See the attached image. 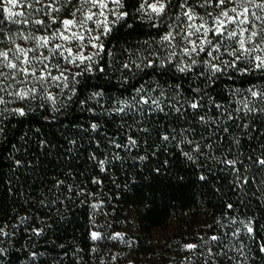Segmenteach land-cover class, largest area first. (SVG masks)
Here are the masks:
<instances>
[{"label":"trees","instance_id":"trees-1","mask_svg":"<svg viewBox=\"0 0 264 264\" xmlns=\"http://www.w3.org/2000/svg\"><path fill=\"white\" fill-rule=\"evenodd\" d=\"M122 2L119 11L128 15L102 36L111 54L94 57L98 63L92 71L76 76L67 88L63 81L43 82L35 98L0 105L6 108L0 116V227L7 225L10 234L0 237V247L8 249L2 264H264V167L255 162L264 159V112L244 110L245 103L264 107L247 91L264 87V72L254 64L245 72L249 65L241 63V71L224 67L213 73L205 53L184 55L188 43L182 36L162 42L181 12L178 0H171L162 19L138 11L143 0ZM191 2L199 5L202 0ZM209 9L197 6L195 11L204 14ZM30 11L23 7L17 12ZM181 19L178 32L188 23ZM3 27L0 49H7L13 47L8 30L26 32L28 25L5 21ZM215 55L225 62L233 59L221 52ZM192 59L198 63L191 65ZM188 66L190 71L179 70ZM67 67L69 75L81 71L71 63ZM141 86V103L116 112ZM19 87L39 89L41 84L33 80ZM97 92L102 95L94 96ZM49 93L56 96L55 105L47 99ZM0 96L9 99L3 92ZM148 96L164 110L144 105ZM193 97L204 105L199 112L186 103ZM216 104L223 107L217 109ZM15 108L27 114H13ZM93 123L99 125L96 131L90 127ZM172 129L177 137L187 130V138L204 145L203 154L194 153L188 160L180 148L187 152L192 146L163 141L161 135ZM129 137L137 141L130 148L111 142L125 145ZM117 154L119 158H113ZM225 154L229 159L238 156L239 180L219 162ZM93 155L108 158L103 172ZM95 178L100 183H94ZM24 216L29 219L21 223ZM248 218L254 233L234 237L233 231L243 227L239 221ZM34 228H42V234L37 236ZM91 231L103 238L91 240ZM115 233L122 238L111 239ZM212 236L220 239L212 241ZM241 242L243 255L237 251ZM187 244L200 247L186 250Z\"/></svg>","mask_w":264,"mask_h":264},{"label":"snow or ice","instance_id":"snow-or-ice-1","mask_svg":"<svg viewBox=\"0 0 264 264\" xmlns=\"http://www.w3.org/2000/svg\"><path fill=\"white\" fill-rule=\"evenodd\" d=\"M22 3L27 8L32 9V11L27 13L14 11ZM229 4L232 7L229 8ZM37 5L39 7H36ZM110 5L115 7H110ZM197 6L205 9L211 7L212 11H206L204 15H200L195 11ZM171 7V0H154L152 3H148V0H143L138 11H144L149 16L155 14L162 19ZM178 7L181 12L175 14L174 22L170 24L171 30L161 37L162 42H170L176 40L177 36H182L191 45V47L184 48V55L191 57L193 53L197 55L201 52L205 53L211 57L205 63L213 73L220 72L224 67L241 71V63L249 65V67L243 69L245 72L251 71L253 64L256 70L264 72V0H202L199 5H193L191 0H178ZM121 8H123L122 0H0V14L7 13L3 19H0V34L5 33L3 27L5 21L11 24L28 25L26 32L22 28L18 29L15 34L8 30L7 36L13 47L0 49V92L5 93L9 97V99H5L4 96H0V105L6 106L16 100L26 101L29 97L35 98V96L42 93L43 82L63 81L64 87L67 88L70 86L69 82L74 80L76 76L83 75L85 71H92L93 67L98 63L94 57L105 51L111 54L110 50L105 48L102 36H106L111 32L112 24L128 15L126 12H120L119 9ZM109 15H114L115 20L110 21L108 19ZM61 16H64V18L61 19ZM17 17H22L23 19H17ZM181 17L186 18L188 23L185 29L178 32L176 29L184 24ZM257 21L260 22L259 31L253 30L257 27ZM93 25H95V28L92 27ZM95 30H100L99 34L92 35L91 33ZM193 37L195 39H192ZM57 39L63 43H54ZM17 40H23L24 44L17 43ZM145 43L148 42L146 41ZM25 44L31 46L25 47ZM88 46L96 49L91 55H85L80 51L81 48ZM216 52L227 54L233 59L225 62L215 55ZM61 59L65 61L64 64H61ZM213 61H218V63ZM69 63L81 68V71L74 75H69L68 73L71 72V69L67 67ZM197 63V60H191V65ZM124 67L128 68L129 65L125 64ZM179 70L184 72L190 71L191 68L188 66ZM54 71H58L59 75H55ZM33 80L41 84V88L19 87V85L31 84ZM71 90L72 95H75L74 86ZM135 91L136 96L132 98V101H123V107H117L116 112L123 113L125 109L133 108L141 103L137 97L144 91L143 86ZM195 91L198 92L199 90ZM247 91L250 92L253 98H259L264 103V87L252 88ZM93 95L99 96L102 93L97 92ZM47 99L51 100L55 105V95L49 93ZM81 103L83 104V102ZM186 103L195 112H199L204 107L201 101L195 97L190 101H186ZM143 104L147 105L149 109L152 104H156L159 111L164 110L159 108V103L153 100L151 96L143 99ZM222 107V105L216 104L217 109ZM5 110L6 108H0V116L3 115ZM137 110L142 111L144 109ZM244 110L246 112H264V107H250L249 103H245ZM176 111L179 112L180 109L177 108ZM237 111H240V109H237ZM11 112L19 116L27 114L23 108L11 109ZM228 118H233L230 113ZM200 120L204 124L208 123L206 116H200ZM212 122L215 123V118H213ZM90 127L93 131H96L99 125L93 123ZM244 127L247 128L248 125L245 124ZM142 130L147 131V129ZM2 131L3 129L0 128V132ZM223 131L227 133L228 128L225 127ZM186 133L187 130L182 129L179 137H177L175 129H172L168 133H163L161 139L165 142L178 140V145L188 144L192 146L190 151L185 152L183 148H180V151L188 160H193L194 153L203 154L204 145L187 138ZM111 142L117 148H130L137 144V141L131 137H129V141L125 145L117 144L115 140ZM71 143H75V141ZM236 143L238 144L239 141L237 140ZM41 146H44L43 142H41ZM207 147L211 148L212 145L208 144ZM113 158H119L118 154ZM92 159L96 161L102 172L105 170V165L109 163L107 157L101 160L96 155H93ZM141 159H144V157H141ZM219 162L234 170L237 180L240 179V169L237 167L238 163H240L238 156L229 159L228 155L225 154ZM255 162L264 167V159H257ZM20 163V161H16L17 165H20ZM200 178L202 180L205 179L204 176ZM244 179L247 182L248 178ZM93 182L100 183V180L95 178ZM63 183V181L59 182V184ZM227 207L232 209L233 205L229 204ZM28 219L29 217L27 216L21 217L20 222L23 223ZM230 219H232L233 224L237 223L234 218ZM239 223L243 227L236 228L233 231L232 235L234 237L239 238L242 234L251 236L254 233L252 218L241 220ZM6 227L7 225L0 227V237L10 235L5 231ZM32 231L39 236L42 234L43 229L34 228ZM102 238L103 236L100 232H90L91 240L97 241ZM120 238H122L120 233H115L111 236V239ZM209 239L218 241L220 237L212 236ZM0 243H3V241L0 240ZM184 247L186 250H193L200 246L187 244ZM237 251L243 255L244 245L242 242ZM261 251L264 252V246L261 247ZM7 252V248L0 247V264H2L3 257ZM209 255H213L211 250Z\"/></svg>","mask_w":264,"mask_h":264},{"label":"rangeland","instance_id":"rangeland-1","mask_svg":"<svg viewBox=\"0 0 264 264\" xmlns=\"http://www.w3.org/2000/svg\"><path fill=\"white\" fill-rule=\"evenodd\" d=\"M152 2H154V0H148V3H152ZM23 7H26V6L22 3V4H21L20 6H18L16 9H14V11H19V10H20L21 8H23ZM36 7H39V5H37ZM110 7H115V6H114V5H110ZM228 7L230 8V7H232V5L229 4ZM209 8H210V9H209L208 11H212V8H211V7H209ZM197 13H198V12H197ZM198 14H200V15H204V14L201 13V12H199ZM113 16H114V15H109L108 19L110 20ZM62 19H63V18H62ZM197 22H199V21H197ZM256 23H257V27L253 29V30H255V31L259 30V25H260V22H259V21H257ZM92 27L95 28V25H93ZM99 32H100V30H95V31H93L91 34H92V35H97V34H99ZM192 39H195V37H193ZM61 43H63V42L61 41ZM77 43H80V42H77ZM187 47H191V45L188 43ZM95 50H96V49H93V48L90 47V46H88V47H83V48L80 49V51L83 52L85 55H91L92 52H94Z\"/></svg>","mask_w":264,"mask_h":264}]
</instances>
